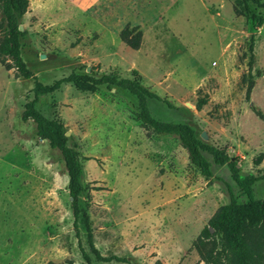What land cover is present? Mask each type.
Instances as JSON below:
<instances>
[{"label":"rangeland","instance_id":"374dc122","mask_svg":"<svg viewBox=\"0 0 264 264\" xmlns=\"http://www.w3.org/2000/svg\"><path fill=\"white\" fill-rule=\"evenodd\" d=\"M231 0H28L20 56L42 86L68 76L136 80L166 100L145 101L157 121L187 125L203 144L236 160L239 174H264V22L254 32L252 89L245 100L250 29ZM141 32L137 50L118 37ZM42 57V58H41ZM9 63V61H7ZM132 72H136L133 74ZM33 79L0 66V264H203L194 249L217 208L245 203L226 166L209 155L211 177L190 164L174 136L138 118L136 97L115 86L71 83L38 97L35 110L59 122L81 160L72 227L67 175L57 150L20 119ZM206 103L195 110L200 97ZM258 160V165H255ZM264 202V180L252 186ZM92 248L101 258H95Z\"/></svg>","mask_w":264,"mask_h":264},{"label":"trees","instance_id":"16d2710c","mask_svg":"<svg viewBox=\"0 0 264 264\" xmlns=\"http://www.w3.org/2000/svg\"><path fill=\"white\" fill-rule=\"evenodd\" d=\"M232 14L241 17L250 29L248 38L247 81L244 76L241 81L247 83L245 100L248 101L252 89L251 68L253 65L254 32L264 22V0H231ZM28 0H0V66L5 70L13 69L24 80L33 79L32 99L24 105L20 119L22 122L31 121L35 127V135L47 142L48 147L57 150L63 160L67 175V191L72 213V227L77 230L79 219L88 230V220L78 207L79 198L84 188L80 184L81 163L75 146L67 144L62 125L54 120H47L35 110L38 97L51 93L62 83H71L79 91L94 92L98 86H115L134 95L138 101V118L141 125L157 135L174 136L182 149L187 153L188 161L203 178H210V163L202 156V152L209 155L216 166H226L231 180L240 193L246 198L245 203H236L232 197L229 186L224 183L229 201L216 209L209 218L207 226L197 236L194 249L203 264H264V202L254 200L252 186L259 180H264V174L258 177L253 175H240L236 160L213 146L200 142L193 131L184 124H171L154 120L146 107L145 101L154 99L163 103L168 109L174 107L166 100L160 99L156 94L143 88L138 81L103 75L97 79L88 76H68L55 81L51 86H42L29 72L20 56L21 40L25 36L24 30H19V20L25 14ZM119 40L131 50H137L140 44L141 32L137 27L126 25L118 34ZM9 61V63L7 62ZM135 74L136 72H132ZM206 103L200 97L196 100L195 110L199 111ZM259 121L264 123V116L252 110ZM256 160L255 165H258ZM209 229L212 232H209ZM95 258H101L92 248ZM86 264H90L86 254H82ZM52 264V263H48ZM64 264H70L65 262Z\"/></svg>","mask_w":264,"mask_h":264},{"label":"water","instance_id":"95a60500","mask_svg":"<svg viewBox=\"0 0 264 264\" xmlns=\"http://www.w3.org/2000/svg\"><path fill=\"white\" fill-rule=\"evenodd\" d=\"M18 29L21 30V27L19 26ZM41 58H42V57H41ZM65 136L67 137V134H65ZM209 232H212V230L209 229Z\"/></svg>","mask_w":264,"mask_h":264}]
</instances>
